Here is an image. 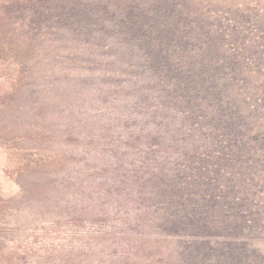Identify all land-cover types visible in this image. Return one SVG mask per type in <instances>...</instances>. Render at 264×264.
I'll use <instances>...</instances> for the list:
<instances>
[{
    "label": "rangeland",
    "instance_id": "374dc122",
    "mask_svg": "<svg viewBox=\"0 0 264 264\" xmlns=\"http://www.w3.org/2000/svg\"><path fill=\"white\" fill-rule=\"evenodd\" d=\"M63 1L0 54V264H264V0Z\"/></svg>",
    "mask_w": 264,
    "mask_h": 264
},
{
    "label": "trees",
    "instance_id": "16d2710c",
    "mask_svg": "<svg viewBox=\"0 0 264 264\" xmlns=\"http://www.w3.org/2000/svg\"><path fill=\"white\" fill-rule=\"evenodd\" d=\"M63 0H0V54L13 53L15 56L23 57L27 51L26 41L30 34H44L50 27L54 28L64 19L63 10L67 8V3ZM7 12L13 16L22 14L21 19L13 17L11 21L7 17ZM72 17H76L78 12L76 6H70ZM28 17L27 15L32 13ZM25 14V15H23ZM11 15V14H10ZM48 26V27H47ZM41 32V33H40ZM22 77L15 81V91L22 90ZM5 133H2L4 136ZM66 156L42 157L40 159L31 156L22 167V174L36 176L42 173L46 167H54L66 162Z\"/></svg>",
    "mask_w": 264,
    "mask_h": 264
}]
</instances>
